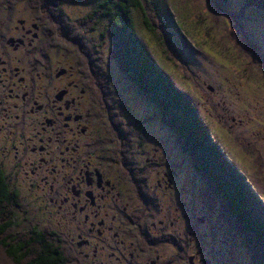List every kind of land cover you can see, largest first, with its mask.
Here are the masks:
<instances>
[{
	"label": "flooded vegetation",
	"instance_id": "flooded-vegetation-1",
	"mask_svg": "<svg viewBox=\"0 0 264 264\" xmlns=\"http://www.w3.org/2000/svg\"><path fill=\"white\" fill-rule=\"evenodd\" d=\"M35 1L0 0V172L29 228L52 232L75 264H264L245 221L166 142L123 122L104 57L82 48L86 31L73 38L64 1Z\"/></svg>",
	"mask_w": 264,
	"mask_h": 264
},
{
	"label": "rangeland",
	"instance_id": "rangeland-1",
	"mask_svg": "<svg viewBox=\"0 0 264 264\" xmlns=\"http://www.w3.org/2000/svg\"><path fill=\"white\" fill-rule=\"evenodd\" d=\"M63 1L62 10L70 19L82 22L102 0ZM146 1L145 9L154 14L152 23L157 28L147 26L143 11L132 9L139 42L175 87L196 105L225 157L251 177L247 183L253 193L264 198V14L247 8L241 26L235 16L224 15L213 0ZM244 1L228 0L229 10L239 12ZM97 21L92 29L79 28L81 33L87 32L80 34V41L103 55L98 72L109 77L114 93L122 98L126 108L123 122L141 121L151 140L166 142L170 154L176 161H185L195 180L189 157L177 147L175 137L169 136L155 106L111 58V50L117 46L114 35L104 29L108 21L104 17ZM237 26L243 31L235 30ZM165 32L170 40L164 37ZM17 214L23 228L34 224L31 212ZM38 218L45 221L43 214ZM0 264H10L1 252Z\"/></svg>",
	"mask_w": 264,
	"mask_h": 264
},
{
	"label": "trees",
	"instance_id": "trees-1",
	"mask_svg": "<svg viewBox=\"0 0 264 264\" xmlns=\"http://www.w3.org/2000/svg\"><path fill=\"white\" fill-rule=\"evenodd\" d=\"M51 1L36 0L34 4L41 6L46 3L52 10L55 5L52 6ZM213 2L224 15L235 16L234 20L241 26L243 25L240 20L243 19L247 8L264 14V0H245L242 10L237 13L229 10L228 0ZM145 4L146 0H103L96 8V12L87 15L82 22L70 20L67 29L75 39L79 37L80 27L92 29L97 25V19L102 17H110L112 24H118L119 27L114 29L117 48L111 57L116 59L117 64L137 85L145 99L155 106L161 123L168 128L169 136L175 137L177 147L189 157L197 176L206 182L215 196L221 197L226 208L237 218L245 221L257 244H263L264 205L247 183V179L251 177L243 175L225 157L220 144L212 138L211 131L202 120L196 105L175 87L138 40L131 15L132 9L143 11L147 18V26L157 28V25L152 23L154 14L146 11ZM64 21L67 22L65 19ZM159 25L163 29L164 24ZM241 26L234 29L242 32ZM153 28H149V31L154 32ZM166 35L168 36L165 32L164 37L170 40ZM80 43L82 44L81 41ZM82 48L93 50V47L86 43ZM98 94L100 98L105 99L103 86L102 90L98 86ZM141 123L136 121L128 126H140ZM141 135L140 144L146 137L143 131ZM19 211L30 212L29 208L20 202L17 192L0 172V252L10 264H75L67 251L57 245L52 232L40 230L35 226L23 228L17 214ZM236 226L245 239L246 227L238 223ZM255 249L261 262L264 245L261 246L262 250L256 246Z\"/></svg>",
	"mask_w": 264,
	"mask_h": 264
}]
</instances>
